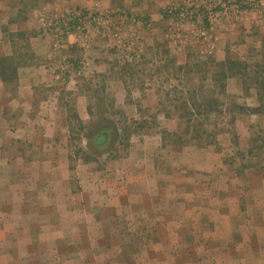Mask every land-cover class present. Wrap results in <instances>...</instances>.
I'll return each instance as SVG.
<instances>
[{
  "label": "rangeland",
  "instance_id": "rangeland-1",
  "mask_svg": "<svg viewBox=\"0 0 264 264\" xmlns=\"http://www.w3.org/2000/svg\"><path fill=\"white\" fill-rule=\"evenodd\" d=\"M181 2L187 0L175 3ZM73 10L97 21L59 41L51 24ZM147 16L72 8L36 31L56 52L52 73L37 91L34 119L2 123L3 156L15 161L19 179L29 178L33 206L41 195L49 206L33 216L50 225L47 249L33 248L36 262L177 264L190 259L196 242L201 264H215L199 248L202 229H209L200 211L216 206L206 196L219 177L232 185L250 168L264 176V30L249 35L251 51L235 58L248 68L216 85L214 72L230 57L203 48L201 40L180 41L186 30L159 34L158 24L142 20ZM197 23L202 30L211 25L185 24ZM18 45V55L33 62L30 41ZM7 62L12 78L17 61ZM149 187L160 189L161 200L143 199L152 196ZM153 204L161 215H150Z\"/></svg>",
  "mask_w": 264,
  "mask_h": 264
},
{
  "label": "crops",
  "instance_id": "crops-1",
  "mask_svg": "<svg viewBox=\"0 0 264 264\" xmlns=\"http://www.w3.org/2000/svg\"><path fill=\"white\" fill-rule=\"evenodd\" d=\"M177 1L181 0H0V59L17 61L14 79L4 81L0 75V264H48L44 260L36 262L32 255L37 244L41 245L42 250L47 249L45 236L50 232V225L33 216H39L44 210L48 212L49 206L43 202L45 197L42 195L41 199H38L39 205L33 206L31 200L34 199V194L29 192V178L26 181L24 178L19 179L17 164L3 156L2 144L8 129L3 130V121L33 120L35 114L32 107L37 91L42 89L52 73L51 64L54 62L51 60L54 58L55 61L56 52L52 51L49 39L36 31L50 18L60 16L72 8L92 9L99 13L118 9L148 15L142 20L145 23L150 21L153 25L158 24L159 34L174 31V36L177 37L180 31L186 30L188 34L179 37L180 41L191 40L197 43L201 40L203 48L207 46L208 50H216L218 54L223 52L222 59H239L237 56L251 51L250 44L248 45L251 38L249 35L254 34L255 30H264V16L259 11H249L231 20L215 18L206 30H202L199 23L183 24L177 28L178 26L172 25L162 14L165 6ZM27 40L30 41L34 53L33 62H25L26 57H21L20 52L18 55V44ZM19 107L20 111H15ZM41 119L44 120V117ZM9 131L11 132L10 129ZM41 160L44 165V159ZM41 179L43 180V177ZM230 183L229 178L219 177L214 183L216 190L206 196L208 203H215L216 206L211 211L209 208L200 211L206 213L209 229H202L201 233L206 238L199 248L208 254L209 263L262 264L264 176L250 168L241 179L232 185ZM23 185L27 187L24 188ZM148 191L152 196H144V200H161L162 197L158 199L157 194L160 189L156 192L155 188L150 190L149 187ZM124 196L123 198L130 202L131 196ZM192 196L195 194L192 193ZM104 197L105 200L116 199L112 194H106ZM116 197L119 200L118 196ZM123 204L126 207L127 203L122 201L121 205ZM124 211L128 209L125 208ZM153 211L154 214L150 212V215H161V212L157 213L155 204ZM188 213L191 214L190 210L185 212L187 215ZM177 230L170 229L171 232ZM52 231L59 232V229ZM32 233L36 236H32ZM217 243L218 245H215ZM196 246V242L190 246V249H193L190 259L180 261L178 258L177 264H201L203 258L196 256L199 255Z\"/></svg>",
  "mask_w": 264,
  "mask_h": 264
},
{
  "label": "built area",
  "instance_id": "built-area-1",
  "mask_svg": "<svg viewBox=\"0 0 264 264\" xmlns=\"http://www.w3.org/2000/svg\"><path fill=\"white\" fill-rule=\"evenodd\" d=\"M201 1V0H200ZM187 0L167 5L163 14L180 24L205 20L212 24L215 18L241 15L257 10L264 14V0ZM97 21L92 15L81 10H73L58 18L51 24L59 41L69 33H83L91 22Z\"/></svg>",
  "mask_w": 264,
  "mask_h": 264
},
{
  "label": "trees",
  "instance_id": "trees-1",
  "mask_svg": "<svg viewBox=\"0 0 264 264\" xmlns=\"http://www.w3.org/2000/svg\"><path fill=\"white\" fill-rule=\"evenodd\" d=\"M7 63L8 62H7L6 58L5 59H0V75L3 78L4 81H8V80L10 81V80L14 79V77L16 75V68L11 70V74L14 77H12V78L10 77L9 78V76L6 75V69H7L6 65H7ZM247 68H248V66L243 64L241 61L230 58L227 61H224L223 63H221L220 67H218V70H216L214 72L213 76L215 77V79L213 78V81L217 85V81L223 80V79L225 80L229 75H234L235 73L239 72L240 69H244L245 70ZM235 69H237V70L234 71ZM223 89H224V84L221 83L219 85V91H223ZM210 108L208 109V111L203 110V111H201L202 113L199 112V114H203V113L207 114V113H209ZM187 115L188 116H194V115H197V114H195V113L193 114L191 112H188Z\"/></svg>",
  "mask_w": 264,
  "mask_h": 264
},
{
  "label": "flooded vegetation",
  "instance_id": "flooded-vegetation-1",
  "mask_svg": "<svg viewBox=\"0 0 264 264\" xmlns=\"http://www.w3.org/2000/svg\"><path fill=\"white\" fill-rule=\"evenodd\" d=\"M106 138H107V135L104 134L103 137L101 138V140L104 141V140H106Z\"/></svg>",
  "mask_w": 264,
  "mask_h": 264
}]
</instances>
